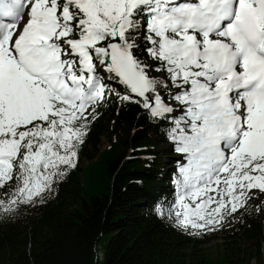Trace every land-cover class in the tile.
<instances>
[{
  "label": "snow or ice",
  "instance_id": "obj_1",
  "mask_svg": "<svg viewBox=\"0 0 264 264\" xmlns=\"http://www.w3.org/2000/svg\"><path fill=\"white\" fill-rule=\"evenodd\" d=\"M113 94L180 157L159 215L215 231L264 193V0H0V212L76 166Z\"/></svg>",
  "mask_w": 264,
  "mask_h": 264
},
{
  "label": "trees",
  "instance_id": "obj_2",
  "mask_svg": "<svg viewBox=\"0 0 264 264\" xmlns=\"http://www.w3.org/2000/svg\"><path fill=\"white\" fill-rule=\"evenodd\" d=\"M88 121L76 166L42 200L0 212V264H252L264 257V196L229 215L235 224L214 256L203 246L209 238L157 212L177 199L180 157L166 127L114 94ZM104 136L111 144L101 151Z\"/></svg>",
  "mask_w": 264,
  "mask_h": 264
},
{
  "label": "rangeland",
  "instance_id": "obj_3",
  "mask_svg": "<svg viewBox=\"0 0 264 264\" xmlns=\"http://www.w3.org/2000/svg\"><path fill=\"white\" fill-rule=\"evenodd\" d=\"M88 119H93L92 116H89ZM106 136H104L102 138V142L106 144L107 146V139L105 138ZM109 142V141H108ZM81 147H86V143H85V139L83 144L80 145ZM89 163L88 160L86 159H82L81 160V165L85 166ZM250 195L256 196V197H263L264 193L259 192V190H252V192L250 193ZM229 215L225 216V219L216 226V230L215 231H203L200 233H195L196 235H201L202 237H206L209 238L210 241L207 242L206 244H204V248H206V250L208 252H211L214 256H216L218 254V252H222L224 250V242H225V237L224 235L226 234L225 230H232V226H234L235 222L233 221L232 218H228ZM186 230H189L190 232L194 233V230H192L191 228H188ZM183 231H185V228H183ZM244 239V238H243ZM242 240V239H241ZM242 247L247 248L249 251L253 250L255 247V243L254 241H251L249 239H244L241 241ZM100 257L102 256V253L99 251L98 252ZM252 264H262L264 263V257H257L254 258L251 261Z\"/></svg>",
  "mask_w": 264,
  "mask_h": 264
},
{
  "label": "bare ground",
  "instance_id": "obj_4",
  "mask_svg": "<svg viewBox=\"0 0 264 264\" xmlns=\"http://www.w3.org/2000/svg\"><path fill=\"white\" fill-rule=\"evenodd\" d=\"M110 142H108V140H107V146L109 147L110 146ZM108 147H106V144L105 143H102V146H101V151H103V150H105L106 148H108ZM83 159H85V158H83Z\"/></svg>",
  "mask_w": 264,
  "mask_h": 264
}]
</instances>
